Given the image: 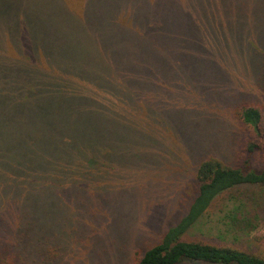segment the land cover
Here are the masks:
<instances>
[{"label": "trees", "instance_id": "1", "mask_svg": "<svg viewBox=\"0 0 264 264\" xmlns=\"http://www.w3.org/2000/svg\"><path fill=\"white\" fill-rule=\"evenodd\" d=\"M263 139L264 0H0V264H264Z\"/></svg>", "mask_w": 264, "mask_h": 264}, {"label": "rangeland", "instance_id": "2", "mask_svg": "<svg viewBox=\"0 0 264 264\" xmlns=\"http://www.w3.org/2000/svg\"><path fill=\"white\" fill-rule=\"evenodd\" d=\"M183 49H184V46L180 48V51H182ZM167 81H168V79L162 81V84L164 86L163 87H160V89H158L157 87H155L154 90L151 91L152 94H153V97H150V99L152 100V102L156 106H158L160 109H162L163 111H166V112L169 111V110H171L172 109V106H175L176 105V102H170V97L175 98L172 95L178 93L177 90H174L170 86H168ZM214 105L215 104L210 105L209 106V110L213 112V111H217V109H218V111L221 112V108L223 106L216 108V107H214ZM263 141H264V139H263ZM246 158H245V155H242V160L243 161ZM252 161H253V164L256 165V166H261V165L264 164V148L260 152H257V153H255V154L252 155ZM233 194H235V193L233 192L232 195ZM217 202H218L219 205L222 204V200L221 199H219ZM183 213H184L183 211H179V213H177V214L179 216H181V215H183ZM159 228L161 229V225L160 224H159ZM199 235H200V232H199ZM254 235L257 238H259V237L263 238L264 237V226H262ZM216 236H217V232L212 230V231H210L209 235H207L206 237L209 238V239H213V240L216 241L217 240ZM257 238L254 241L255 245L258 244V245H261V247L264 246V240H259ZM226 241L229 242L228 239ZM185 264H188V263H185Z\"/></svg>", "mask_w": 264, "mask_h": 264}]
</instances>
